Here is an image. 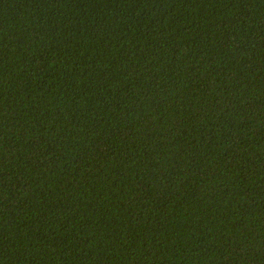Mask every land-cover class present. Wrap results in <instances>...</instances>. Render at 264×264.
<instances>
[{"label": "trees", "instance_id": "trees-1", "mask_svg": "<svg viewBox=\"0 0 264 264\" xmlns=\"http://www.w3.org/2000/svg\"><path fill=\"white\" fill-rule=\"evenodd\" d=\"M0 264H264V0H0Z\"/></svg>", "mask_w": 264, "mask_h": 264}]
</instances>
